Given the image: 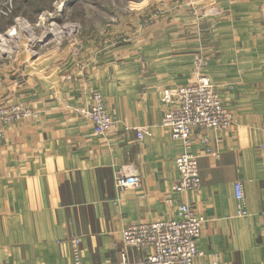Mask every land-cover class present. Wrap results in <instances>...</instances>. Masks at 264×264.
Wrapping results in <instances>:
<instances>
[{
  "label": "crops",
  "instance_id": "1",
  "mask_svg": "<svg viewBox=\"0 0 264 264\" xmlns=\"http://www.w3.org/2000/svg\"><path fill=\"white\" fill-rule=\"evenodd\" d=\"M201 2L209 10L199 16L202 31L182 27L176 15L172 29L157 21L140 45L133 40L59 72L57 86L14 101L31 113L0 126V264H74L71 235L83 264H118L124 226L175 218L182 202L206 217L197 264H262L264 0ZM197 54L232 122L193 130L201 185L179 194L171 186L183 147L161 124L162 94L190 81ZM94 90L117 118L103 134L81 113ZM142 126L150 134L138 138ZM203 135L214 154L201 153ZM130 165L140 182L118 189L114 173ZM235 182L245 214L236 212ZM146 251L129 248L128 255Z\"/></svg>",
  "mask_w": 264,
  "mask_h": 264
},
{
  "label": "rangeland",
  "instance_id": "2",
  "mask_svg": "<svg viewBox=\"0 0 264 264\" xmlns=\"http://www.w3.org/2000/svg\"><path fill=\"white\" fill-rule=\"evenodd\" d=\"M201 1L210 0H0V106L57 86L59 72L98 60L120 45L133 40L140 45L148 26L150 32L158 22L172 29L174 15L182 27L202 31L199 16L209 10L198 6ZM194 58L197 69L188 82L204 74L214 84L202 70L201 56ZM96 92L101 94L94 90L88 105Z\"/></svg>",
  "mask_w": 264,
  "mask_h": 264
},
{
  "label": "built area",
  "instance_id": "3",
  "mask_svg": "<svg viewBox=\"0 0 264 264\" xmlns=\"http://www.w3.org/2000/svg\"><path fill=\"white\" fill-rule=\"evenodd\" d=\"M162 99L168 103L162 117V125L169 128L172 137L179 140L183 147L174 158L178 177L171 189L179 194L196 190L201 185L198 164L200 153L190 150L192 132L195 128L224 130L232 122L231 115L219 98L214 84L204 74L195 82L165 90ZM30 113L29 109L18 103L0 106V126ZM81 113L91 121L96 134L105 133L117 121L98 92L94 93L91 104L87 109L81 110ZM146 134H150L146 126L136 128L138 138ZM201 142V153L214 154L205 135L201 137ZM139 182V172L134 165H130L127 170L120 168L114 173V184L118 189L137 186ZM234 195L237 214H245L240 182L234 183ZM179 209L175 218L155 219L124 226L120 231L122 246L118 264H197L196 258L200 254L197 240L206 217L197 213L187 202L180 203ZM69 241L74 264H83L79 238L71 235ZM129 248L147 251L132 259L128 255ZM212 263L216 264V261L213 260Z\"/></svg>",
  "mask_w": 264,
  "mask_h": 264
}]
</instances>
